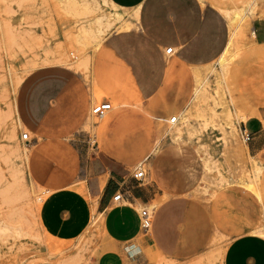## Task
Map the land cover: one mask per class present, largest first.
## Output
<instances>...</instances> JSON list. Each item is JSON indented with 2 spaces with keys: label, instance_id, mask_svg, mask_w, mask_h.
<instances>
[{
  "label": "rangeland",
  "instance_id": "obj_1",
  "mask_svg": "<svg viewBox=\"0 0 264 264\" xmlns=\"http://www.w3.org/2000/svg\"><path fill=\"white\" fill-rule=\"evenodd\" d=\"M84 1L0 0V264H221L235 237L264 238V0H146L160 3L156 18L176 13L199 23L197 45L189 36L161 41L158 57L143 24L146 5L130 32L112 28L97 41L83 31L105 6ZM233 11L234 55L224 72L217 58ZM157 24L164 33L165 21ZM195 69L207 78L197 104ZM101 102L111 108L99 118L91 107ZM100 142L131 172L144 171L139 188L151 199L136 208L145 206L151 222L133 255L105 239L96 214L66 241L49 237L38 219L42 189L56 186L81 191L96 208L90 184L94 175L105 179L93 162ZM25 144L35 151L34 185Z\"/></svg>",
  "mask_w": 264,
  "mask_h": 264
},
{
  "label": "crops",
  "instance_id": "obj_2",
  "mask_svg": "<svg viewBox=\"0 0 264 264\" xmlns=\"http://www.w3.org/2000/svg\"><path fill=\"white\" fill-rule=\"evenodd\" d=\"M111 1L124 8H137V17L134 18L135 20H130L133 26L125 30L117 29L118 32H130L136 25L135 21L138 20V10L141 6H147L144 8L145 12H143L142 19L145 29L149 32L148 44L153 49V56L158 57L161 55L162 52L158 48V44L161 41L176 44L182 37L187 39L189 36L190 43L194 42L197 45L199 23L196 17H189L183 21L180 14L176 16V13H174L173 16L165 14L163 17L156 18V14L152 11L157 8L156 6H160V3H147L146 0ZM157 21H165L164 33L159 29L161 26L157 24ZM183 25L186 26L185 29L182 28ZM227 28L229 40V21L227 22ZM194 88L195 84L193 85V94ZM15 110L21 121L16 96ZM244 128L250 133L246 126ZM28 146L29 151L25 170L27 175L29 174V180L33 182L30 173H35V151L31 150L30 145ZM100 146L102 153L97 158L96 152L93 162L96 171L99 169L105 179L103 182L100 181L99 185L97 175H94L90 184L91 191L97 196L96 208L95 204L91 207V204L81 191L66 186H56V188L51 190L42 189V191L47 193L40 200L38 219L44 232L49 237L66 241L82 235L87 225H89L91 217L96 214L97 224L101 222L105 231V233L103 232L105 239L113 245L121 244L125 247V244H128L125 249L129 254L133 255L137 253V246L133 242L141 231L136 205H146L151 197L147 189L139 188L140 185H137L131 179L132 172L120 162L122 160L119 159V155L114 153L108 147V144L100 142ZM156 146L154 145L151 149L152 153ZM158 149L159 145L157 146V151ZM123 179H127L129 182L127 194L130 199L126 203L116 205L112 202V196ZM150 206L156 208L157 205L152 204ZM91 208L95 209L94 214ZM222 257L221 264H264V238L251 232L239 235L229 242Z\"/></svg>",
  "mask_w": 264,
  "mask_h": 264
},
{
  "label": "bare ground",
  "instance_id": "obj_3",
  "mask_svg": "<svg viewBox=\"0 0 264 264\" xmlns=\"http://www.w3.org/2000/svg\"><path fill=\"white\" fill-rule=\"evenodd\" d=\"M59 1V0H58ZM61 2L63 3L64 2V0L62 1L61 0ZM85 2V4H87V6H91V7H95V9H98V5L100 4V5H103V6H105V9H102L101 10V13H100V15H98L97 17L96 16H94V18H93V20L91 19V21L88 23V22H86V23H88L87 25H86V28H85V30L86 31H83V32H85V33H87L88 31L89 32H93L96 36H94V34L92 33H90L91 35H93L92 37H93V39L94 40H102L106 35H108L110 32H111V29L112 28H117V29H120V30H125V29H129L131 26H133V23H132V21H130V19H128L127 18V16H133V18L135 17H137V8H124V7H121V6H119V5H117V4H115V3H113L111 0H85L84 1ZM138 4V3H137ZM69 5V4H68ZM84 5V4H83ZM85 6V5H84ZM135 6V5H134ZM90 7V8H91ZM100 7V6H99ZM60 9V8H59ZM65 9V8H64ZM94 8H92V10H93ZM94 9V10H95ZM101 9V8H100ZM129 9L131 10V11H129ZM88 12V11H87ZM96 12H97V10H96ZM239 15V12L238 11H233L232 12V15L229 17V19H230V21H229V33H230V37H229V40H228V42H227V44H226V46H225V48H224V50L222 51V53L220 54V56H219V58H217L218 60H217V64H219L220 66H221V71H224V70H222V66L223 65H226L227 63H226V59L229 57V56H233V55H231V53H232V51H233V49H232V38H233V35L235 34V32H236V19H237V17H239L238 16ZM96 17V18H95ZM131 18V17H130ZM135 20V19H134ZM133 20V21H134ZM79 26V25H78ZM83 26V23H81V25L79 26L80 28ZM79 28V29H80ZM83 28V27H82ZM82 28L80 29V30H82ZM77 30H78V28H77ZM83 32H81L82 34H83ZM85 33H84V35H82L83 37H85L86 35H85ZM78 35H80V32H79V34ZM91 35L89 36V38L88 39H92V37H91ZM83 37H79V39H83ZM86 38V37H85ZM90 39V40H91ZM88 41V40H87ZM83 43L84 44H86V41H83ZM89 44V43H88ZM98 45H99V43H97ZM235 44V43H234ZM87 45V44H86ZM98 45H96V47L98 46ZM93 46H95V45H93ZM84 47H85V45H84ZM91 47V46H90ZM48 49V48H47ZM166 50V49H165ZM48 51H49V49H48ZM55 51V50H54ZM53 51V53H55ZM67 53V52H66ZM234 53V52H233ZM60 54V53H59ZM63 54H65V52L63 53ZM49 55V54H48ZM54 55V54H53ZM65 55H68V54H65ZM64 56V55H63ZM63 56H61V57H63ZM41 57H43V56H41ZM51 57V56H50ZM55 57V56H54ZM68 58H69V56H67ZM49 58V57H48ZM40 59V58H39ZM38 59V60H39ZM45 59V58H44ZM67 59V58H66ZM70 59V61H68V59L66 60V61H68V63L69 64H72V63H70L71 62V58H69ZM229 59V58H228ZM230 59H231V57H230ZM36 60H37V58H36ZM74 61V60H73ZM227 61H230V60H227ZM38 62V61H37ZM74 62H77V61H74ZM225 63V64H224ZM78 64V63H77ZM77 64L75 63L74 65H76L77 66ZM73 65V66H74ZM28 66V65H27ZM195 67V66H194ZM200 68V67H199ZM226 67L224 66V69H225ZM25 69H26V67H25ZM32 69V68H31ZM29 71V70H28ZM193 71H195V73H196V76H194V77H196L195 78V88H194V94H193V97H192V99H191V101L193 102V104H197V102L199 101V100H201V98L203 97V96H205V93L206 92H203V90H204V86H206L207 85V78H202V74H201V72H200V70L199 69H195V70H193ZM20 72V71H19ZM26 72V71H25ZM225 72V71H224ZM21 73V72H20ZM194 73V72H193ZM204 75V74H203ZM206 76V75H205ZM207 77V76H206ZM202 103V102H201ZM191 105V104H190ZM196 106V105H195ZM194 106V107H195ZM192 108V107H191ZM13 109H14V115H15V120H16V122H17V124L18 125H21V121L19 120V118H18V116H17V114H16V110H15V97H14V103H13ZM193 109V108H192ZM226 112V111H225ZM169 119H171V117L169 118ZM226 120H228V119H226ZM177 122V121H176ZM227 123L229 124V128L230 129H234V125L233 124H231V122L230 121H227ZM226 123V124H227ZM227 124V125H228ZM10 132V130L8 131V133ZM25 133H22L21 134V136H23ZM28 135V134H27ZM158 146V145H157ZM157 146L155 147V149L153 150V153H155L156 151H157ZM28 151H29V146H27L26 144H25V146H24V148H23V150H22V153H23V155H22V161H23V163H24V168L26 167L25 165H26V161H27V154H28ZM20 157V156H19ZM258 163V162H257ZM256 162L255 163H253L252 165H253V167H256L258 164H257ZM33 185H34V183L32 182V181H30ZM31 192V191H30ZM34 192V191H33ZM34 201V200H33ZM37 203V202H36ZM33 206H35V205H33ZM37 206V205H36ZM150 207H152V206H150Z\"/></svg>",
  "mask_w": 264,
  "mask_h": 264
},
{
  "label": "built area",
  "instance_id": "obj_4",
  "mask_svg": "<svg viewBox=\"0 0 264 264\" xmlns=\"http://www.w3.org/2000/svg\"><path fill=\"white\" fill-rule=\"evenodd\" d=\"M166 53H172V47H167L165 50ZM111 108L110 103H97L92 105L91 107V113L95 115L96 117H103L109 111ZM177 121V117L173 116L171 119H169L170 123H175ZM243 134H244V139L247 141L251 138L250 133L243 128ZM23 139H27L28 135L25 133L22 136ZM131 179L135 181L137 185H140V181L143 180L144 178V171L140 169H136L134 172L131 173ZM128 185L129 182L127 179H123L120 184H118V188L115 191V193L112 196V202L116 205L126 203L129 199L130 196L127 194L128 190ZM138 217H139V224L141 229H147L150 225L151 219H150V213L149 210L143 206L139 211H137Z\"/></svg>",
  "mask_w": 264,
  "mask_h": 264
}]
</instances>
